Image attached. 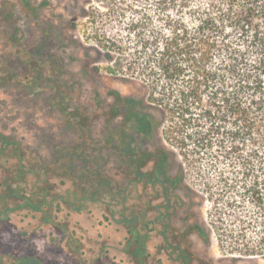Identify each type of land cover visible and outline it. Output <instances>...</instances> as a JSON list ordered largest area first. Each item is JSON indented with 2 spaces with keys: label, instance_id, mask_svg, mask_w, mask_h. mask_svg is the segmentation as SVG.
I'll return each instance as SVG.
<instances>
[{
  "label": "trees",
  "instance_id": "16d2710c",
  "mask_svg": "<svg viewBox=\"0 0 264 264\" xmlns=\"http://www.w3.org/2000/svg\"><path fill=\"white\" fill-rule=\"evenodd\" d=\"M83 2L71 27L105 61L93 72L142 95L112 91L102 115L64 110L77 136L53 160L0 131V226L30 213L63 232L80 264L83 242L61 213L99 211L124 230L133 264H215L195 237L264 255V0ZM0 264L43 261L14 253Z\"/></svg>",
  "mask_w": 264,
  "mask_h": 264
},
{
  "label": "rangeland",
  "instance_id": "374dc122",
  "mask_svg": "<svg viewBox=\"0 0 264 264\" xmlns=\"http://www.w3.org/2000/svg\"><path fill=\"white\" fill-rule=\"evenodd\" d=\"M83 7V0H0V131L41 158L59 157L77 136L64 110L102 115L110 92L142 95L127 79L93 72L105 61H97L98 52L82 40L81 29L71 27ZM95 124L93 136L101 140L109 131L102 116ZM59 219L81 238L85 264H133L122 251L124 230L101 221L99 211L61 213ZM65 239L30 213H13L0 227V256L35 254L43 264H80ZM194 248L215 264H264V255L222 254L214 236L208 245L195 237Z\"/></svg>",
  "mask_w": 264,
  "mask_h": 264
},
{
  "label": "flooded vegetation",
  "instance_id": "af4514ba",
  "mask_svg": "<svg viewBox=\"0 0 264 264\" xmlns=\"http://www.w3.org/2000/svg\"><path fill=\"white\" fill-rule=\"evenodd\" d=\"M1 227V226H0Z\"/></svg>",
  "mask_w": 264,
  "mask_h": 264
}]
</instances>
